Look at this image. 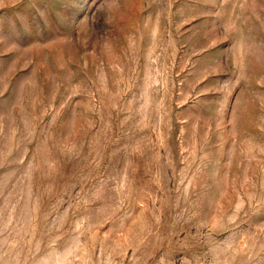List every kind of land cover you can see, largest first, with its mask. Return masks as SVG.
<instances>
[{"label":"rangeland","instance_id":"obj_1","mask_svg":"<svg viewBox=\"0 0 264 264\" xmlns=\"http://www.w3.org/2000/svg\"><path fill=\"white\" fill-rule=\"evenodd\" d=\"M0 264H264V0H0Z\"/></svg>","mask_w":264,"mask_h":264}]
</instances>
